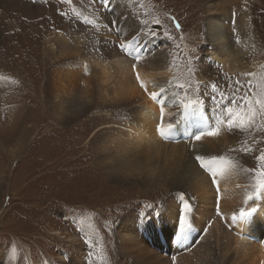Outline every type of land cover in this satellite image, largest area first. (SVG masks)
I'll list each match as a JSON object with an SVG mask.
<instances>
[{
	"label": "rangeland",
	"instance_id": "rangeland-1",
	"mask_svg": "<svg viewBox=\"0 0 264 264\" xmlns=\"http://www.w3.org/2000/svg\"><path fill=\"white\" fill-rule=\"evenodd\" d=\"M120 1L125 6L121 15L128 19L134 17L139 22V27H129L130 33L135 32L131 37H137L139 29H146L150 36L156 33L152 48L165 53L167 67L172 70L170 76L173 78L165 86L168 101L172 103L171 112L176 115L187 103L204 101L199 104L205 116L212 119L208 129L219 128L218 135L210 137L218 143L224 139L231 141L226 142L222 153L227 161L240 167L239 177L244 181L243 190L247 193L243 202L251 205L261 202L262 192L250 200L246 198L255 191L256 174L250 170L264 169V159H258L261 156L258 150L262 148L264 153V114H257L251 126L229 129L227 121L231 116L227 109L238 111L239 98L245 93L264 94V0L246 2L244 10L249 12L250 32L240 29L237 32L240 35H235L244 39V45L233 46L232 28L224 34L229 50L237 56V59L229 57L237 66L234 72L222 69L210 55L217 47L208 40V12L202 0ZM237 1H233L235 7L226 6L230 10V20L234 19L233 10L239 15L243 9L236 5ZM113 2L115 0H0V130L8 125L9 115L17 112V107L21 109L17 131L8 141L0 139V264H145L141 259L132 258L131 250L123 253L119 240L127 237L126 228L131 229L129 232L133 237L147 243V248L152 249L150 253L161 251L167 258L165 264H172L171 255L188 245V240L182 238L177 242L176 251H171L158 247L151 236L153 233L157 239L159 231L156 230L159 229V234L165 237L171 229L165 227L166 215L172 216L178 224L185 202H194L195 207L198 206L197 194L183 186H173V178L154 188L143 186L139 180L129 182L122 176L108 178L102 161L93 154L100 138L103 140L105 136L124 130L121 123L124 114L116 110L110 112L106 107L104 110L84 109L91 101L98 105L104 102L96 98L99 70L91 66L90 61H110L117 46L112 36L116 40L123 39L113 26ZM188 2H194L190 9L185 8ZM228 27L232 25L228 24ZM57 37L69 42V51L76 56L74 62L84 59L83 69H88L76 85L63 79V89L59 85L60 94L55 88L53 74L63 73L67 65L64 59H57L61 48ZM91 40L94 48L83 47ZM50 44L56 50H48ZM245 47L247 50L241 54ZM100 51L105 55L98 56ZM127 53L125 50L129 56ZM26 60L31 64L18 65ZM79 68L82 70V66ZM21 78L27 81L25 86L20 84ZM52 84L56 89L54 94ZM67 96H72L73 102L83 108V114L69 115L62 111ZM233 96L237 104L231 103ZM30 97H34L32 101H29ZM213 97L217 103H213ZM58 103L62 108L57 106ZM216 112L220 115L216 116ZM100 114L105 119H96ZM102 125L109 126L100 128ZM169 140L172 139L161 143L160 153L181 156L184 138L178 137L180 146L175 150L168 147ZM203 141L192 137L184 144L186 148L183 147L186 152L181 157L191 178L190 166L199 163L196 160L198 153L205 160L213 157L208 153L200 154L206 147L211 150ZM85 153L89 156L77 162ZM93 162L99 170L92 166ZM92 183L96 188L93 191ZM78 195L86 198L78 200ZM219 195L216 188L211 197ZM195 207L192 206L186 215L190 224L198 219L201 222L191 228L192 235L195 240L204 238V246L210 244L200 249L196 263L251 262L250 256L234 255L232 251L224 256L225 236L229 229L224 228L222 218L215 210L208 211L201 219ZM171 236L172 233L165 239L168 243L176 239Z\"/></svg>",
	"mask_w": 264,
	"mask_h": 264
},
{
	"label": "bare ground",
	"instance_id": "bare-ground-1",
	"mask_svg": "<svg viewBox=\"0 0 264 264\" xmlns=\"http://www.w3.org/2000/svg\"><path fill=\"white\" fill-rule=\"evenodd\" d=\"M233 1L234 0H202V2L206 4L205 9H207L208 12L206 22V33L208 35V40L212 41L217 47V50L210 51V55L220 64L222 69L231 72L237 69V66L232 63V60H229V57H231V59H237V56L235 53H232V51L229 50V44L227 45L224 39V34L227 32V29L232 28L233 32L231 35L233 36V46L238 48L241 45H244V42H242L244 39L241 40L240 37H235V35H240V33L237 32H239L240 29L250 32V27L248 24L249 12L248 10H244L247 0L237 1L236 5H239L243 9H240L239 15L236 14L235 10H233L234 19L230 20V10H228L226 6L231 4L232 7H235ZM123 4L124 3L120 0H115V2H113V9L115 11L114 19L112 20L113 26L119 32V35L123 37L122 40H116L115 37L112 36L111 39L117 43L112 55L113 57H111L110 61H103V59H94L93 61H90V65L98 67L97 70H99L96 74L98 78H96L98 80V86L95 88L96 98L100 100L102 99L104 102L98 105L95 104L96 102L94 103V101H91L89 105L84 107V109L87 110L90 107H95L96 110H104L106 107L110 112L116 110L117 112L124 114L122 115L124 118L121 122L124 130L120 131V133H115L112 136L104 135L105 138H103V140L100 138V143L93 150V154L98 158L99 161H102L104 167L106 168L105 174L108 178H112L113 176L118 178L122 176L125 180H129V182H135L136 180H139L143 186L153 188L156 185H160L162 182L165 183V180L171 181V178H173L174 181H171L173 186H183L188 191L191 190L197 194V198L199 199L198 206L195 207L194 202H191L190 206L191 208L192 206L195 207V212L200 218L201 216L207 215L209 213L208 211L212 209L215 210V212L222 218V222L225 225L224 228L229 229L225 236L227 242L225 243L226 249L223 253L224 256H226L229 251H232L234 255L242 254L245 257L246 255L251 257V262L242 264H264V192H262L263 200L257 204L254 203L251 205L249 202H243L246 196L245 194L247 193H245L243 190L244 181H242L239 177V172H241L240 167L236 166L235 162L231 163L230 161H227L225 155L222 153L223 146H226V142L229 140L224 139L220 141L219 144L218 141L216 142L214 138L206 134V132L209 130L208 127L212 126V119L208 118L207 115L205 116L204 109L199 103H187L186 105H189L187 109L183 107L178 114L174 115L171 112L170 105L172 103L168 101L169 97L166 91L160 98L163 101V103H161L159 100L153 101L145 92V90L141 88L140 81L137 80V74H139L140 80H142L147 86L148 92H159L161 88L166 90L165 86L167 81L173 78V76H170L172 70L170 71V69L167 67L168 65L165 53L160 50H153L152 43L155 42V38L150 36L146 29H139V34L137 37H131L135 32L130 33L129 27L136 26L135 28H137L139 27V22L134 17V19L132 17H129L128 19L126 16L121 15L122 12H125V6ZM193 4L194 2H188L185 8L190 9ZM228 24H231L232 27H228ZM106 36L109 37V35ZM194 37L195 36L191 37V39ZM57 39L58 45L61 47L57 59L62 61L64 59L65 64L67 65L66 71H64L65 73H58L57 75L54 72L53 74V79L55 78L54 81L56 84L55 88L58 89L60 94V86L61 89H63L64 86V84L61 83L63 82V79H66L70 83L76 85V82L81 78V74H84V72L88 71V69H83V67L86 65L83 64L85 63L84 59H77L74 62L75 54L72 53V51H69L71 46L65 38L57 37ZM129 41H131L130 44L128 43ZM122 42L127 45V47L124 49L119 47ZM50 46L51 48H48V50L55 48L53 47V44H50ZM94 46L95 44L92 40L88 43V45L87 43L83 45L85 48H94ZM136 49L140 50L139 53H137ZM125 50L128 52L127 54L129 56L125 54ZM245 50H247L246 47L243 48L241 50L242 52L240 53H245ZM97 54L98 56L105 55L103 51H100ZM137 55L141 57L139 61L135 59ZM29 57L31 58V55ZM235 62L237 63L236 60ZM26 64H31V61L26 60V62L23 64L19 63L18 65L22 67ZM109 64H114L115 66H110ZM134 64L136 65L135 69L133 68ZM79 66H82V70L79 68ZM61 67L62 65L60 68ZM97 80H95V82ZM110 80H113V84L110 82ZM19 81L23 86H25L27 82L24 78H21ZM52 85H48V87H52ZM87 85L88 84L85 86ZM55 88L54 85L51 88L53 94L56 91ZM68 90H70V87L67 89V91ZM235 94H238V91H236ZM33 98L34 97H30L29 101H32ZM73 101L74 99L72 96H67L64 102L65 104L63 105L65 108H62L59 103L57 106L62 108V111L66 114L68 113L69 115L77 114L79 116L83 114V108H81L78 103ZM134 106L136 107L135 109H133ZM161 107H163L165 112L163 126L167 128L168 124H172V127L165 135H161L157 131V125L161 123ZM10 110L11 109H9L8 112ZM16 111L17 112L14 114L11 113L9 115L10 121L8 125L2 127L0 130V139L8 141V139L14 135V132L17 131L18 118L21 115V109L17 107ZM180 113L183 114L180 115ZM218 113L219 112H216V116L220 115V113ZM102 116L103 115L100 114L96 119H105L101 118ZM110 118L111 114L108 115V119ZM107 126L109 125H102L100 128ZM201 132L205 133L201 137V140H204L203 142L209 144L211 150L206 147V151L200 152V154L208 153L213 157L220 156V158H223L222 161H219L218 159L219 163L216 168L217 185L212 183L211 173L206 168L199 166L200 162L197 164L191 163L190 167L192 169L189 170L193 175L191 178L186 162L181 157L182 154L186 152L183 149V147H185L184 144H187L190 139H192V137H195ZM179 136H182L185 142L183 147H181L183 150L181 156L176 157L175 155L165 153L162 155L159 151V146L161 143L167 142V139H172L169 140L170 145L168 147H171V149L175 150L178 146H180V141L178 140ZM187 139H189V141ZM103 141L105 142L104 144L101 143ZM118 141L121 142V144L117 143ZM230 142L231 141H229V143ZM262 150V148L259 149L258 154H262ZM198 155L199 153L196 156ZM88 156L89 154L85 153L82 157L80 156L77 162L84 161ZM161 156H163V159H161ZM193 158L195 159L194 156ZM92 166H94L96 170H99L98 166L95 165V162H93ZM102 169L104 168H101L100 171H102ZM96 176L98 175L96 174ZM95 180L97 179L95 178ZM90 186L92 191L93 189H96L95 186H93V183L92 185L90 184ZM217 186L219 187L220 195L219 197L213 196L214 198H212L211 194L215 192ZM77 197H80L78 200L86 198L84 195H78ZM218 203L219 213L217 212ZM182 208H184V205ZM248 208H256V211L250 217L245 220L232 219L233 214L238 215L241 209ZM165 223L166 228H171L166 233V236L163 237L162 234H159L160 230L157 229L156 232L159 231L157 239L153 237V233L151 238L155 239L154 241L158 247L170 248L171 251H176L178 242L177 239H172L171 243H168L165 239H167L166 237L170 233H172V238L173 236L176 237L175 228H177V223L174 218L169 215H166ZM200 223L201 222L199 219L192 222L190 227L191 231H188V234L186 235L188 245L180 247V249L177 250L178 252H175L176 254L171 255L170 261L172 264H198V262L196 263V258L197 256L198 258L200 256L202 251H200V249L210 245L204 246V238L201 237L202 239L197 238L195 240L194 236L192 235L191 228H194L195 225L198 226ZM120 228L124 227L120 226ZM129 230L131 231L130 228L128 230L126 228L125 234L127 237L119 240L120 247L123 249V253H127L131 250L130 252H133L132 258L139 260L141 259L140 261L144 262L145 264H165L167 258L161 255V251L156 252L153 250V253H150L152 249L147 248V243L138 240L137 237H133V234L129 232ZM154 235H156V233H154Z\"/></svg>",
	"mask_w": 264,
	"mask_h": 264
},
{
	"label": "snow or ice",
	"instance_id": "snow-or-ice-1",
	"mask_svg": "<svg viewBox=\"0 0 264 264\" xmlns=\"http://www.w3.org/2000/svg\"><path fill=\"white\" fill-rule=\"evenodd\" d=\"M151 35L155 36L156 33L153 32ZM129 44L131 41L128 42ZM121 49H124L127 47L125 43H121L119 45ZM137 53H139V49H136ZM140 56L137 55L135 59L137 61L140 60ZM136 65H133V68L135 69ZM137 80L140 81V86L145 90V92L149 95V97L153 101H160L163 103V101L160 99L162 94L166 91L164 88H161L159 92H148L147 86L145 83L140 80L139 74H137ZM239 83V82H237ZM176 87L183 88V85H176ZM213 90L215 91V85H213ZM223 99H228V97H224ZM200 104H203L204 101H200ZM213 103H217L215 97H213ZM232 104H237L238 101L235 96L231 99ZM185 109L189 107V105L183 106ZM227 112L231 116V119L227 121V127L229 129H240L246 126H251L252 123L255 121V118L257 114H264V94H257L253 92L252 95H248L245 93L243 96L239 98V110L236 111L232 108L227 109ZM183 113H180V115ZM165 112L163 107L160 109V120L161 123L157 125V131L161 135H165L168 130L172 127V124H168L167 128L163 126ZM219 133L218 127L210 128L206 134L208 136H216ZM204 132H201L200 134L196 135L194 138L195 140L199 141L201 137L204 135ZM258 159H264V153L261 154ZM196 160L200 162V165L202 168H206L212 175V183L214 185H217V171L216 168L218 166L219 161H222L223 158L212 157L211 159L205 160L202 156H196ZM250 171L255 172V191L249 195L246 199H252L253 196H259L261 192H264V169L256 170L252 169ZM217 192H219V187L217 186ZM256 211V208H248V209H241L239 214H233L232 219L233 220H245L248 217H250L254 212ZM191 212V206L187 202L184 203V208L179 215L178 224L176 228V239L177 241L183 239H186L187 232L189 231L191 224L189 222V219H186L187 213ZM217 212L219 213V203L217 204ZM141 215H144L143 213Z\"/></svg>",
	"mask_w": 264,
	"mask_h": 264
}]
</instances>
